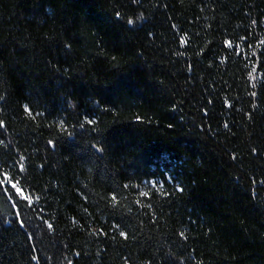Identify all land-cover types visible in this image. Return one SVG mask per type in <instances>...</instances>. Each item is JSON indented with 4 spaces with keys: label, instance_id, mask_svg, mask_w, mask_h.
I'll list each match as a JSON object with an SVG mask.
<instances>
[{
    "label": "trees",
    "instance_id": "1",
    "mask_svg": "<svg viewBox=\"0 0 264 264\" xmlns=\"http://www.w3.org/2000/svg\"><path fill=\"white\" fill-rule=\"evenodd\" d=\"M3 160L0 264H264V0H0Z\"/></svg>",
    "mask_w": 264,
    "mask_h": 264
},
{
    "label": "snow or ice",
    "instance_id": "2",
    "mask_svg": "<svg viewBox=\"0 0 264 264\" xmlns=\"http://www.w3.org/2000/svg\"><path fill=\"white\" fill-rule=\"evenodd\" d=\"M133 3H136L137 0H132ZM115 15L117 17L121 16L122 14L117 11L115 13ZM127 23H132V21L130 22L129 20L127 21ZM225 43H228V41H225ZM249 75H251V73H249ZM76 105L74 104H69L68 107L69 108H73L75 107ZM24 111L26 113H29L31 114V110L29 107L25 106L24 107ZM93 121L90 120V124H92ZM89 124V123H88ZM63 125V121L61 122V125H58V127H62ZM81 127H83V125H80ZM48 144H53V141L52 140H49L48 141ZM11 156L9 155L8 156V160H11ZM8 160H3V161H0V164H3L5 166H7L8 164ZM12 168L17 170L18 172H22V173H25L26 174V166L24 163H20V164H17V162L15 160H12ZM6 185H10L11 186V189L10 190H15V192L22 198L23 202H29L30 201V197L24 192V190L22 189L21 185H20V182L19 181H16L15 180V177L12 173L11 170H3V169H0V190H2ZM177 191H183L182 188L180 187H177ZM141 196H147L148 193L147 192H143V194H140ZM161 195H168V193L166 192H162ZM113 199H115V196H113ZM125 233L124 232H120V236H124ZM33 260H36L37 257L33 256L32 257Z\"/></svg>",
    "mask_w": 264,
    "mask_h": 264
}]
</instances>
